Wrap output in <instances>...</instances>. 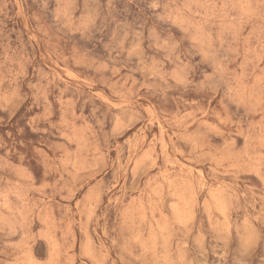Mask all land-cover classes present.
I'll list each match as a JSON object with an SVG mask.
<instances>
[{
	"label": "rangeland",
	"instance_id": "1",
	"mask_svg": "<svg viewBox=\"0 0 264 264\" xmlns=\"http://www.w3.org/2000/svg\"><path fill=\"white\" fill-rule=\"evenodd\" d=\"M0 264H264V0H0Z\"/></svg>",
	"mask_w": 264,
	"mask_h": 264
}]
</instances>
